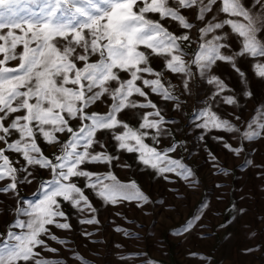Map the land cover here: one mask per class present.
<instances>
[{
  "label": "snow or ice",
  "instance_id": "6c2138e0",
  "mask_svg": "<svg viewBox=\"0 0 264 264\" xmlns=\"http://www.w3.org/2000/svg\"><path fill=\"white\" fill-rule=\"evenodd\" d=\"M251 4L252 0H0V193L18 197L22 184L34 182L33 168L45 169L51 177L40 184L43 196L38 202L24 207L18 201L21 206L15 212L21 218L12 224L14 230L6 232L7 240H0V264H60L42 253L59 251L50 247L49 240L63 244L53 228L71 230L63 205L86 214L81 224L99 223L86 190L112 207L149 203L134 180L122 182L112 172L102 175L86 167L113 165L120 159L106 150L98 132H109L118 151L135 153L138 163L164 179L169 174L184 180L192 177L191 169L172 157L177 151L174 145L160 147L170 133L145 89L165 101L179 97L162 82L150 58H163L167 71L183 77L185 90L194 70L211 73L218 62L230 64L243 77L236 66L238 57L253 59L254 75L264 79V11L253 12ZM255 4L264 9V0ZM187 10L194 11L201 22L196 28L197 46L190 54L183 43L189 47L194 43L189 34L194 24ZM165 20L185 31H169L161 23ZM12 61L18 63L9 66ZM207 83L216 87L213 100L228 91L214 74ZM103 98L111 101L107 112L88 111ZM221 99L227 105L237 104L230 95ZM137 108L151 109L141 114L137 127L119 118L126 109ZM193 118L206 132L224 131L238 140L254 141L264 134V109L254 112L245 127L221 118L212 107ZM70 121H77V126ZM40 140L58 146V151L52 157L45 155ZM224 147L237 155L241 151L226 142ZM21 160L23 174L18 167ZM199 218L197 208L180 227L190 232ZM76 262L87 264L81 256Z\"/></svg>",
  "mask_w": 264,
  "mask_h": 264
},
{
  "label": "rangeland",
  "instance_id": "374dc122",
  "mask_svg": "<svg viewBox=\"0 0 264 264\" xmlns=\"http://www.w3.org/2000/svg\"><path fill=\"white\" fill-rule=\"evenodd\" d=\"M251 10L257 14L264 11L255 4V0H252ZM185 14L194 24L189 33L194 43L189 47L187 42H183L185 52L190 54L197 46L196 28L201 22L195 19L194 11L187 10ZM153 19L158 17L153 16ZM161 23L173 33L185 31L173 21ZM261 38L264 39V36ZM230 42L233 48L237 46L235 38ZM16 63L18 61H12L9 66ZM150 63L155 71L161 73L165 86L179 97L178 101H165L145 89L164 116V127L170 133L162 138L160 147L174 145L177 151L171 153L172 157L191 169L192 177L184 180L169 174L168 179H164L138 163L135 153L118 151L109 132H98L97 136L106 145V150L120 159L113 165L86 167L102 175L112 172L122 182L134 180L149 197V203L142 207L134 203L112 207L86 190L97 209L95 215L99 223L81 224L79 221L86 214L77 213L64 204L63 210L69 217L71 230L53 228L63 244L49 240L50 247L59 251L56 254L43 252L42 255L57 259L60 264H77V256L85 258L87 264H226L227 261L234 264H264V134L254 141L238 140L224 131L206 132L197 126L199 120L193 118L205 107H212L221 118L238 127H245L254 112L264 109V79L254 75V60L237 58L236 66L245 74L243 77L230 64L223 62H218L211 73L201 74L194 70L187 90L182 87L183 77L166 70L163 58L152 56ZM212 74L227 86L228 91L222 93L221 97L233 96L237 104H224L221 97L213 100L216 87L207 83ZM248 92L251 93L250 97ZM136 99L145 102L143 98ZM110 103V99L103 98L91 105L88 111L107 112ZM176 103L180 104L179 108L175 107ZM150 110L126 109L119 114V118L137 127L141 114ZM237 116L240 117L239 121L235 119ZM70 123L73 127L78 124L77 121ZM216 137H223L224 140L217 141ZM65 138L60 137L61 140ZM38 142L49 157L58 151L56 145H48L42 140ZM225 142L241 149L239 155L226 149ZM0 147L3 145L0 144ZM6 154L13 160L19 159L16 154ZM18 167L23 174L22 160ZM31 170L35 180L32 184H22L18 197L0 193V240H7L6 232L14 230L12 224L15 219L21 218L15 212L21 206L18 201H22L24 207L38 202L43 196L40 184L51 178L45 169ZM77 182L83 186L82 180ZM197 208L200 218L193 222L190 232H184L180 226L191 218ZM117 228L120 231H116ZM85 233L91 235L86 236Z\"/></svg>",
  "mask_w": 264,
  "mask_h": 264
},
{
  "label": "crops",
  "instance_id": "0c3cea01",
  "mask_svg": "<svg viewBox=\"0 0 264 264\" xmlns=\"http://www.w3.org/2000/svg\"><path fill=\"white\" fill-rule=\"evenodd\" d=\"M223 264H224V263H223ZM226 264H234V263H233V262H231V261H230V262H229V261H227V262H226Z\"/></svg>",
  "mask_w": 264,
  "mask_h": 264
}]
</instances>
